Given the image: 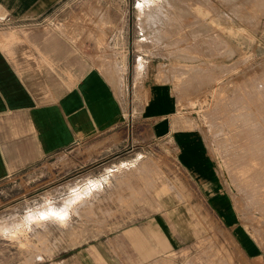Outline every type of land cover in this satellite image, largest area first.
Here are the masks:
<instances>
[{
  "label": "rangeland",
  "instance_id": "374dc122",
  "mask_svg": "<svg viewBox=\"0 0 264 264\" xmlns=\"http://www.w3.org/2000/svg\"><path fill=\"white\" fill-rule=\"evenodd\" d=\"M69 3L126 118L0 180V264H264V0Z\"/></svg>",
  "mask_w": 264,
  "mask_h": 264
},
{
  "label": "crops",
  "instance_id": "0c3cea01",
  "mask_svg": "<svg viewBox=\"0 0 264 264\" xmlns=\"http://www.w3.org/2000/svg\"><path fill=\"white\" fill-rule=\"evenodd\" d=\"M69 5V0H0V180L116 132L125 121L110 82L57 28ZM165 192H156L162 207L173 201L162 198ZM125 232L129 238L139 234L136 228ZM232 232L247 257L261 254L244 228L236 224ZM160 246L151 250L155 261L160 251L171 252V240L162 237Z\"/></svg>",
  "mask_w": 264,
  "mask_h": 264
},
{
  "label": "bare ground",
  "instance_id": "6f19581e",
  "mask_svg": "<svg viewBox=\"0 0 264 264\" xmlns=\"http://www.w3.org/2000/svg\"><path fill=\"white\" fill-rule=\"evenodd\" d=\"M168 2H169V1H168ZM161 4H162V3H161ZM156 7H157V6H156ZM158 9H159V7H158ZM158 9H157V10H158ZM159 10H160V9H159ZM153 11H154V10H153ZM156 12H157V11H156ZM161 13H162V12H160L159 14H161ZM151 19H152V18H151ZM155 19H156V18H155ZM155 19H154V20H155ZM158 19H159V18H158ZM156 20H157V19H156ZM251 156H252V155H251ZM241 165H242V164H241ZM244 173H245V172H244ZM242 174H243V173H242ZM243 175H244V174H243ZM247 175H248V174H247ZM245 177H246V176H245ZM246 178H247V177H246Z\"/></svg>",
  "mask_w": 264,
  "mask_h": 264
}]
</instances>
